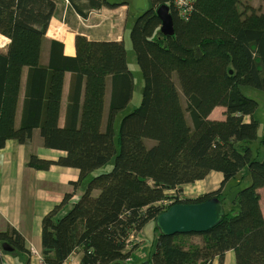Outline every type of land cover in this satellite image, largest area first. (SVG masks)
<instances>
[{
    "label": "trees",
    "instance_id": "trees-1",
    "mask_svg": "<svg viewBox=\"0 0 264 264\" xmlns=\"http://www.w3.org/2000/svg\"><path fill=\"white\" fill-rule=\"evenodd\" d=\"M80 14L103 6L115 7L130 0H69ZM243 0H197L182 17L172 0H150L138 13L130 38L144 78L141 103L120 119L117 114L130 103L134 75L127 63L124 41H88L77 37V55L64 54V44L51 42L50 62L40 65L42 43L57 0H0V33L10 39L0 51V149L10 137L29 140L40 127L44 145L66 151L58 161L32 154L28 166L47 170L54 163L78 167L74 193H82L71 208L60 214L74 193L42 221L43 262L63 264L82 250L81 264H138L132 234L177 203H199L218 196L225 201L223 184L245 168L250 185L237 191L233 206L225 207L221 221L203 233L164 235L158 232L155 249L145 260L152 264L224 263L233 250L235 264H264V135L257 150L259 103L241 86L264 91V12ZM264 2V0H262ZM166 3L174 18V35L161 31L153 5ZM243 5L241 8L240 5ZM29 66L27 97L22 124L15 127L22 69ZM74 73L67 120L58 124L65 72ZM108 76L112 96L108 125L102 130ZM177 80L186 98L180 97ZM85 91L84 99L82 98ZM82 103V104H81ZM217 106L225 107L223 119L211 118ZM117 136V137H116ZM147 139L155 141L148 145ZM108 172H101L111 163ZM223 174L222 186L194 198L180 197L165 208L169 190ZM225 204V203H224ZM225 206V205H224ZM202 236V243L183 238ZM12 254L28 255L25 238L16 228L0 230ZM8 253V252H7ZM133 257L131 261L127 259ZM139 263V264H140Z\"/></svg>",
    "mask_w": 264,
    "mask_h": 264
},
{
    "label": "crops",
    "instance_id": "crops-1",
    "mask_svg": "<svg viewBox=\"0 0 264 264\" xmlns=\"http://www.w3.org/2000/svg\"><path fill=\"white\" fill-rule=\"evenodd\" d=\"M109 1L113 2L115 0ZM245 1L246 0H243L242 2L244 3ZM251 1L249 3L250 6L258 11L264 12V4L260 0H255L253 3H251ZM240 6L243 8L242 4ZM133 8L132 0H130L129 3H124L115 7L103 6L101 8L89 9L87 10L88 14L84 16L74 8L69 0H57L50 26L42 43L40 65H49L50 47L53 40L62 42L64 44V54L72 57L77 55L78 36H85L88 41L97 42L123 40L127 49V63L134 75L135 91L136 75L138 74L141 82L143 73L133 68L135 60H133L131 64L127 46V31L129 30L130 19H136L139 15V12ZM132 9L136 13L131 15L130 18ZM9 42L10 39L0 33V51H5ZM29 70L30 67L27 65L22 69L20 94L15 116L16 128L21 126L23 120ZM73 78L74 73L70 71L65 72L58 120L60 127L66 124L67 110L71 102L70 93L72 90ZM143 87H141V95ZM84 96L85 91L83 90V99ZM111 96L112 77L108 76L104 98L102 130H105L108 125ZM185 104L186 100L183 105L185 106ZM128 106L117 114L114 127L116 126L119 114H121V119L126 111L130 110ZM225 110V107L217 106L212 111L210 117L222 119ZM32 154L42 159L58 161L61 156H65L67 153L64 150L46 147L40 127L34 129L33 135L29 140L21 142L15 137H10L6 145L0 149V230H5L8 227L16 228L24 236L26 247L30 251L28 255L0 252V264H40L43 260V218L54 206L64 201L66 193H74V182L78 181L80 177V168L74 166L54 163L47 170L28 166V159ZM222 182L223 174L219 171H212L206 178L183 185L182 187L187 190H189L190 187V193L187 196L194 198L201 194L219 189L222 186ZM187 190L183 193L187 194ZM81 193L82 190L79 189L69 202L61 208V215L71 208L72 204L78 200ZM225 201L224 203L226 204ZM140 231L132 234L129 239L130 243L128 248L133 246L134 248L136 247L134 254L140 249L138 245L142 244L145 238L143 231ZM33 251H36V253ZM83 256V251L77 250L72 253L63 264H81ZM130 257L132 258V256ZM235 262L234 251H227L223 264H235ZM210 264L222 263H220L219 258L216 257Z\"/></svg>",
    "mask_w": 264,
    "mask_h": 264
},
{
    "label": "rangeland",
    "instance_id": "rangeland-1",
    "mask_svg": "<svg viewBox=\"0 0 264 264\" xmlns=\"http://www.w3.org/2000/svg\"><path fill=\"white\" fill-rule=\"evenodd\" d=\"M250 1L251 0H246L244 2V5L245 4L246 5L249 4ZM254 1L255 0H252L251 3H253ZM260 1L264 4V2L262 0H260ZM158 6L159 5H155V6L153 5V7L155 9ZM133 9L131 10L130 18H131V15L136 13L134 11L135 9L134 10ZM136 19H134V18L130 19L129 30L127 31V46H128L129 55H130V58H131V64H132V61L135 60V64L133 65V68L137 69V71H141L140 67L137 64L136 54H135V51L133 49L132 41H131V38H130L131 28L133 27ZM143 86H144V80L142 78L141 82H140V79H139L138 74H137L136 75V89L134 91L133 98L130 101V104L128 106V109L130 108V110L126 111L125 114L129 113L135 107L140 105L141 96H142L141 95V87H143ZM177 86H178V89L180 90V93H181L182 103H184L186 98H185V95L183 94V92L181 90V87H180V84H179L178 80H177ZM241 90H242V92L245 95L254 98L259 103V106H258L256 112L254 113L255 117L260 122L259 130H258V137L259 138H258V140L256 142H254V144H252V147H255V149L257 150L258 148H256V147H258L259 140L264 135V91H262L260 89H257L255 87L246 86V85H242L241 86ZM120 117H121V114H119V117L117 119L116 126H115L116 135L117 136H118L119 130H120V127H119V125H120ZM224 117H225V115H224ZM147 143L150 146V145L154 144L155 141H153L151 139H147ZM111 160L112 161H111L110 164H108L107 166L102 167L101 169H99V171H101V172L110 171L112 169V167H113V164H112L113 163V158ZM250 183H251V175L249 173L248 168H245L242 172L239 173L238 177L233 178V179H231L228 182L223 184V186H225L224 189H223V192L225 194V199H226V201H225L226 202V204H225L226 208H229V207L231 208L233 206V199H234V196L236 195L237 191H239V190L243 189L244 187L250 185ZM180 188H181L180 192H178L176 190H169L168 195H171L172 197L170 199L169 198L166 199L168 201L166 204L164 203V201H160V203H163L165 205V208H166V207H168L169 205L172 204L169 200L178 201L180 197L182 198V196L186 197V198H190V196H187L190 193V187H189V190L183 188L182 186H180ZM184 189H185V191L187 190V194L183 193V192H185ZM260 191H261V196H262L260 203H261V209H262V212H263V215H264V188L261 189ZM176 193L180 194L179 198L177 197ZM74 194H73V196H74ZM155 223L156 222L150 221L149 223L146 224L144 229L141 230V231H143V233L145 235L144 236L145 238L143 239L142 244L138 245V248H140L139 251H138V256H139L140 259H137L135 261L138 264L140 263L141 260L147 259L149 257V255H150V252L155 249L156 240H157V237H158V232L155 231ZM131 236H130V238H131ZM183 240L186 243H190V242L191 243H202L203 239H202V236H200V235H192V236H189V237H187L185 239L183 238ZM129 243H130V241H129ZM132 259H133V257L132 258L130 257L129 261H131ZM131 262H133V261H131Z\"/></svg>",
    "mask_w": 264,
    "mask_h": 264
},
{
    "label": "water",
    "instance_id": "water-1",
    "mask_svg": "<svg viewBox=\"0 0 264 264\" xmlns=\"http://www.w3.org/2000/svg\"><path fill=\"white\" fill-rule=\"evenodd\" d=\"M132 5L138 12L144 13L150 8V0H132ZM157 15L161 20V31L165 35H174L175 25L170 6L166 3L159 5ZM224 214L223 200L218 196H213L204 202L174 204L156 217V225L164 235L203 233L219 223ZM2 250L12 253L15 247L4 242ZM140 264L152 263L145 260Z\"/></svg>",
    "mask_w": 264,
    "mask_h": 264
},
{
    "label": "built area",
    "instance_id": "built-area-1",
    "mask_svg": "<svg viewBox=\"0 0 264 264\" xmlns=\"http://www.w3.org/2000/svg\"><path fill=\"white\" fill-rule=\"evenodd\" d=\"M196 1L197 0H172V4L178 9V13L180 16L187 17V15H189L193 10V4ZM169 201L172 203L174 200H169ZM167 202H168L167 200L164 201L165 204ZM33 252L36 253V251ZM127 261H129V259H127ZM40 264H45V263L42 260Z\"/></svg>",
    "mask_w": 264,
    "mask_h": 264
}]
</instances>
